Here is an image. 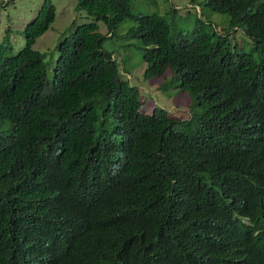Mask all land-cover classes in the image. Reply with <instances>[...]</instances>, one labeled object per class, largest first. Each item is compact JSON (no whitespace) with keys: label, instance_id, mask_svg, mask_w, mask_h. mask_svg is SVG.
Masks as SVG:
<instances>
[{"label":"trees","instance_id":"trees-1","mask_svg":"<svg viewBox=\"0 0 264 264\" xmlns=\"http://www.w3.org/2000/svg\"><path fill=\"white\" fill-rule=\"evenodd\" d=\"M189 3L225 14L226 28L196 18L168 37L164 16L133 14L132 0H75L91 20L58 40L50 80L32 47L50 0L15 53L5 28L0 264H264V0ZM125 19L142 79L185 94L186 119L142 112L102 47ZM235 30L258 56L237 49Z\"/></svg>","mask_w":264,"mask_h":264},{"label":"rangeland","instance_id":"rangeland-1","mask_svg":"<svg viewBox=\"0 0 264 264\" xmlns=\"http://www.w3.org/2000/svg\"><path fill=\"white\" fill-rule=\"evenodd\" d=\"M43 0H0V41L5 36V28L11 30L9 42L11 53H15L23 44L22 28L40 8ZM54 8V18L49 28L35 39L32 47L44 55L47 65V80L51 79L52 66L56 59V44L62 35H67L74 25L88 22L91 18L84 12L74 11L75 0H50ZM176 9V10H173ZM130 11L133 14H148L156 12L164 16L168 24V37H174L177 32L190 31L197 26L196 18H200V30L216 29L222 31L226 28L227 16L221 13L210 12L206 8L191 5L189 0H132ZM134 24L131 19H125L117 25L113 34H107L102 42V47L113 52V57L118 61L121 76L135 85L141 100V110L150 113L154 106H159L171 118L179 120L189 116L188 98L183 93L175 92L176 88L162 86V81L150 83L142 79L143 63L140 55L142 50L137 49L135 41L126 37V32ZM98 31L105 33V26L97 22ZM236 41L239 51L251 52L258 56L253 49L252 41L239 30L230 33ZM123 61L133 68L125 72L122 68ZM137 68V69H136Z\"/></svg>","mask_w":264,"mask_h":264},{"label":"clouds","instance_id":"clouds-1","mask_svg":"<svg viewBox=\"0 0 264 264\" xmlns=\"http://www.w3.org/2000/svg\"><path fill=\"white\" fill-rule=\"evenodd\" d=\"M36 12H37V11H36ZM35 16H36V13L32 16V18H31L29 21L26 22V24H27L28 22H31V21L35 18ZM26 24H25V25H26ZM25 25H24V26H25ZM22 29H23V28H22ZM10 33H11V32H10ZM172 198H173V202H174V193H173V192H172Z\"/></svg>","mask_w":264,"mask_h":264}]
</instances>
